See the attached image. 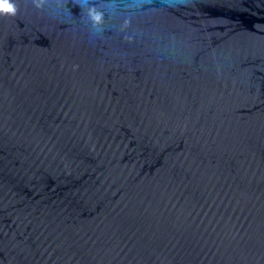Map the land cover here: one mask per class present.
Returning a JSON list of instances; mask_svg holds the SVG:
<instances>
[{
    "label": "water",
    "instance_id": "95a60500",
    "mask_svg": "<svg viewBox=\"0 0 264 264\" xmlns=\"http://www.w3.org/2000/svg\"><path fill=\"white\" fill-rule=\"evenodd\" d=\"M5 2L0 264H264V0Z\"/></svg>",
    "mask_w": 264,
    "mask_h": 264
},
{
    "label": "clouds",
    "instance_id": "9594fccd",
    "mask_svg": "<svg viewBox=\"0 0 264 264\" xmlns=\"http://www.w3.org/2000/svg\"><path fill=\"white\" fill-rule=\"evenodd\" d=\"M32 3L36 8H40L43 4V0H32ZM77 4L81 7L82 11L85 8L87 9V14L93 22H95V23L101 22L102 13L97 12L94 5H92L91 3H88L87 6H85V4H81V3H77ZM0 13L15 15L16 14V7L13 3L5 2L4 4L0 5Z\"/></svg>",
    "mask_w": 264,
    "mask_h": 264
}]
</instances>
